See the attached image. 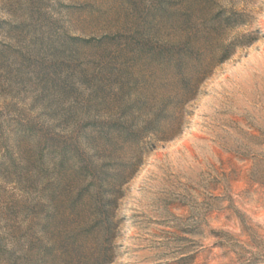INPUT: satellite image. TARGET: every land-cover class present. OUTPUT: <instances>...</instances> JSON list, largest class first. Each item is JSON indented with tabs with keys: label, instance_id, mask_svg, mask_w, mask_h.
Returning <instances> with one entry per match:
<instances>
[{
	"label": "rangeland",
	"instance_id": "obj_1",
	"mask_svg": "<svg viewBox=\"0 0 264 264\" xmlns=\"http://www.w3.org/2000/svg\"><path fill=\"white\" fill-rule=\"evenodd\" d=\"M43 261L264 264V0H0V264Z\"/></svg>",
	"mask_w": 264,
	"mask_h": 264
},
{
	"label": "trees",
	"instance_id": "obj_2",
	"mask_svg": "<svg viewBox=\"0 0 264 264\" xmlns=\"http://www.w3.org/2000/svg\"><path fill=\"white\" fill-rule=\"evenodd\" d=\"M124 134L127 135V132L124 131ZM83 196H85V195H83ZM71 240H72V239L70 238V242H71ZM54 246H55V245H52V246L50 247V249H51L52 252L55 251V250H54ZM52 252H51V253H52ZM52 254H53V253H52ZM41 264H45V261H43Z\"/></svg>",
	"mask_w": 264,
	"mask_h": 264
}]
</instances>
